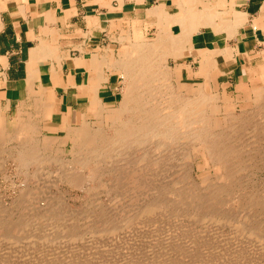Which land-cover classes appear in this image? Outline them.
I'll return each instance as SVG.
<instances>
[{"label":"rangeland","instance_id":"1","mask_svg":"<svg viewBox=\"0 0 264 264\" xmlns=\"http://www.w3.org/2000/svg\"><path fill=\"white\" fill-rule=\"evenodd\" d=\"M107 16H108V18H109V16L112 18H118V15H114V14H109ZM110 20H113V19H110ZM160 22H161L160 19H158V23H160ZM154 28H156V29H151V25H148V24L147 25H141L140 23H135L134 21L127 20V23L126 24L124 23V25H108L106 28H104L106 32L103 34V36H101V38L98 40L96 39L95 45L93 46V49H95V53L102 55V59H106L107 61H109V60L111 61L109 66L107 67V69H108L109 73L111 74L110 79H111V84H112V89H113L112 91H113L114 95L111 99L112 103L104 104V105L102 104L104 106V109H106V110L119 109L121 104L124 102L123 100L125 99L124 94L126 93V85H125L126 83H125L124 78L122 77L124 75V71L119 69L118 66H120L122 61H125L127 59V57L128 58L132 57L133 49H134L135 45L141 43L142 41L152 42L157 38L158 32L160 30L159 25H155ZM135 30L137 33L135 32ZM101 51H104V52H101ZM203 55L204 54H202V56ZM174 61L175 60L170 59V58L167 59L166 61H164V64L166 66H168L169 69L171 68L170 69L171 71L174 70V72H175V70H176V72L174 73V77L172 79V82H173L172 84H173L174 89L178 93L179 92L182 93L183 90H185V92L186 91L191 92L193 89L197 88V84L193 85L191 82L182 79L180 71H179L181 68L177 65V62L176 61L174 62ZM114 66H116V67H114ZM197 76H199V73L197 74ZM209 88L211 90L209 94H212V96L211 95L210 96L212 97L211 100H213L212 107L215 108L216 111L219 110V112H215L216 114L214 112L213 113H211L209 111L207 112L208 114L210 113V114L215 115L217 121H219V123H220L219 128L215 131H224L223 133L225 134V137H226L225 140L227 142L229 140L230 144L233 143L231 146L235 147V150H234L235 153L237 152V154H240V156L238 155L239 158H235V160L233 159L231 161L232 164L230 166V169H232V170L235 169V171L237 170L236 172H234L235 174L232 175L234 177L226 175V169H222L220 171L217 170V166H214V163L210 160V158L207 154H206V156L203 155V152L201 151L200 147L196 144V142L190 141V143H189V141H187V142L184 141L183 144L180 145L181 149L179 148V146H176L178 149L176 147H175L176 149L173 148L172 149L173 153H172V150L170 152L168 150L166 152L167 154H166V157L164 160L162 158H164L163 156L165 155V152H163L164 155L161 154L162 157L159 154L158 159L156 158V160H157L156 164H161V165H158L159 167H157V168H156L157 165L156 166H150V168H149V166L145 167L146 166L145 164H143V165L138 164L137 165L138 167L136 168V166H134V165L137 163L134 162V165H132L131 167H134V169H136V170L139 168L141 169L142 167H143V169L148 168V169H144V170L142 169L141 171L139 170L140 176L141 177L143 176L142 178L144 179V180L142 179L141 184H140V180H141L140 176H139L137 181L132 182L133 183V185H132V183H130L131 181L127 178V176H123L124 174L123 175L120 174L121 175L120 178L122 180L118 179L119 181L117 183L116 182L113 183L111 180H109L110 178H114V177H111L112 175L111 176H109V175L108 176L107 175L101 176V174H103V172L105 170V169H103V167H101L102 169L100 168L101 172L99 171V173H101V174H97V176H96L95 174L92 175V168H90V169L85 168L84 166H81L80 164H79L80 165L79 166L77 164V162L72 160V156H71V151L73 150L72 141L67 138L66 140H62V141H64V142H62L60 138L62 137V139H64L66 137V135L64 137L63 136L64 134L53 133V132H56V128H54V127H49L47 129L43 128L40 125V120H42L43 118L38 119L37 124H36V127H37L38 131H40L41 134L32 135V137H35L37 139H35L33 141H30L28 139H26L25 141H19L16 138H13L7 144L6 143H0V219H3V220L7 219L6 222L10 220L11 223H13V222L17 223L18 220H19V222H21L22 220L23 221L28 220V223L26 224V230L24 231L25 233H29L30 236L32 234L34 236H37L39 234L50 235L51 232H53L54 230L52 231V229H50L46 223L44 224L46 226V228H45V226L41 223L44 221L40 220L41 221L40 222L38 220L37 222H39V225H38V223H35V220L33 223V219H35V217H34V215H32V214H34L33 213L34 211L32 212L33 209L31 210V208H34L35 206L38 205V207H40V209L43 212H44V210H46L45 212L52 211L53 212L52 214H55V212H57V214H60V216L63 214L66 218H68V220H65L66 218L64 216H61L62 219L60 221H63V220L64 221L60 222V223L63 226L69 225L68 227H70V228L74 225L75 228H73V229L74 230L77 229L76 232H74V235L77 238H75V240H73L74 242L71 241L72 243L67 239L62 240V241H59L57 239V242H56V239H53V238L48 239L50 243L49 242L46 243V241H48V240H46V241L42 240V239L38 240V238L37 239L34 238L33 239L34 241H33L32 240V238L34 237L33 235H32L33 237L29 240L30 242H27V240H26V242L24 241V243H23L22 240L21 241L16 240V241H13L15 244L10 240L5 239V241H3L0 238V241H1L0 242V264H74L75 262H76V264H84V263L87 264L86 261H88V263L91 262L90 264H139V263L140 264H149V263L153 264L154 260H156L155 261L156 264H159V263L160 264H170L169 263L170 261L172 264L173 263L176 264V262L179 263L182 260V258H185L184 260H182V262H184L185 260H188L187 257H189L188 256L189 254L191 257V258L189 257V259H190V261H192L191 264H195V263L196 264H209V262L211 260H212L211 261L212 263L210 262L211 264H216V263L220 264V261H221V264H228V263L229 264H232V263L233 264H236V263H239V264H246V263L247 264H264V254H263L264 253L263 252L264 246L260 245V244H262L260 242V240L258 241V239L255 238L257 240L256 241L257 244H259V246H261V247H259L256 244V242L254 241L255 239L250 241L252 238L248 239L247 237H243V236L239 235L241 237L240 238L238 236L239 231L237 229V226L239 228L241 225H247L248 223L250 224V225L248 224V227H251L250 229H252V227H264V199H263L264 198V135H263L264 134V128H262L264 126L263 125L264 121L262 119V118H264V112L263 113L261 112V111H264V109H262L264 107V102L262 103V100H259L261 102H259L258 100L256 101V97H254V96H256V94L253 91L254 90L253 85L245 86V85L235 83L234 85H232L231 87L229 86L226 89H223V87L222 88L219 87L218 89H216L213 86L209 87ZM257 88L264 90V83L263 84L261 83L260 87H257ZM208 98H210L209 95H208ZM39 99H40V97H39ZM254 100H255V102H254ZM120 102H122V103H120ZM38 103L40 104V107H42L41 105H43V103H41V101H38ZM259 103H261L260 106H259ZM258 106L259 107L262 106V108L259 109ZM257 109H258V111H257ZM226 112H230V113L234 114L235 117H237V119L232 121V120H229V118H228V120H227V118H225V116H224V115H226ZM217 113H220V114H217ZM249 113H250V116L248 115ZM23 114H24V112H21L19 117H23L25 119L24 120L25 122L35 120L34 117L29 116L28 111H25V114L24 115ZM84 114L86 115V110H84ZM252 114H253V116H252ZM257 116H260V117L258 118ZM255 118H256V120H254ZM260 118L262 119V121ZM17 119L18 118H16V120H15V124H14V128H13L14 131H18L20 128V124H19L20 121ZM242 119L244 121H245V119L246 120L249 119L248 121L250 123L248 121L244 122ZM86 121L90 124L89 126L95 127V128H93L94 129L93 131H96L98 129H102L104 134H107V133L110 135L112 134V130L109 131V128L111 129V127H112L111 122L108 123L109 120L102 118L101 116L98 118L96 116L95 110L93 112H90V114L87 115ZM253 121H255V123ZM259 121L262 122V125ZM236 122L238 123L237 126L235 125ZM105 123H106V125H105ZM243 124H245V125L241 126ZM228 125L233 129H231ZM255 125H257L258 127ZM259 125L261 126L260 131H259ZM225 127H226V129H225ZM227 127H229V128H227ZM255 127H257V128H255ZM223 128L225 130H222ZM41 129H43L44 131L49 130V131H47L49 133H45ZM234 129H236V130H234ZM254 129H256V130H254ZM261 130H262V132H261ZM255 131H256V133H255ZM109 132H111V133H109ZM240 132H242V133H240ZM246 133H248V134H246ZM249 133H250V135H249ZM254 135H255V137H254ZM256 135H257V137H256ZM19 136L21 137V135H19V133L15 134V137H19ZM232 136H233V138H232ZM252 136L254 139L252 138ZM262 136H263V138H262ZM234 137H236V138H234ZM228 138H231V139H228ZM237 138H239V139H237ZM29 143H33L32 144L33 150H30L28 152L31 154H35L36 157L41 156L43 159H41V157L40 158L35 157L34 159L36 161L39 159L37 162L34 159L33 160L31 159L28 161L29 164H26L27 166L26 165L21 166L15 154L17 153V151L23 150L20 148L21 147L23 148V146H25ZM46 143H51L52 146L46 147L47 146ZM252 144H253V146L256 144V146L253 147ZM183 145H186L187 147L184 146V148H183ZM259 145H261V146L258 147ZM18 147H19V149H17ZM256 147H257V151H256ZM44 149H45V151H44ZM174 149H175V151H174ZM131 150H128L127 151L128 153L123 152V151L122 152L125 153L126 155H130V154L134 155L135 158L138 155H139L138 157H141L142 152L138 153V151H136V150H132V151ZM186 150H187V152H186ZM189 150L191 153L189 152ZM40 151H42V152H40ZM151 151L154 152L153 150H150V153H152ZM175 152H177V154ZM40 153H41V155H39ZM132 153H134V154H132ZM170 153H172L171 155H173V157L170 156ZM153 154L158 155L157 153H152L151 155H153ZM47 155H49L48 159L50 158L51 160L50 159L49 160L51 162H49V160H47ZM168 156H169V158H168ZM181 156L184 157L183 158L184 160L182 159ZM45 157H46V159H44ZM159 158H161L162 160ZM136 159L139 160L138 158H136ZM169 159H171V160H169ZM180 159H182V160H180ZM158 160H160V161H158ZM172 160H174V162ZM238 160L239 161L242 160V161H240V163L242 162L241 164H243V165H241L238 162ZM68 162H70L72 164H69ZM164 162H165V165H163ZM40 163L41 164L43 163V164L41 165ZM66 163H67V165H65ZM182 163L186 164V165H184V167H182L183 166ZM35 164H37V166ZM75 164H76V166H75ZM237 164H240V165H237ZM38 165H41V166H38ZM236 165L238 168L236 167ZM232 166H233V168H232ZM74 167H75V169L77 167V169L75 171H74ZM153 167L156 168V171L158 170L157 173H155L156 171L153 169ZM168 167H169V169H167ZM159 168H161V170H159ZM149 169H151V170H149ZM102 170H103V172H102ZM162 170H163V172H162ZM173 170L175 173H173ZM184 170H189V172L185 171L188 174L189 178H187V174L184 172ZM143 171L145 173L146 172L147 173L141 174V172H143ZM148 171H150V172L148 173ZM181 172H182V174L184 172V175H182ZM71 173L72 174L76 173L78 175L79 181L80 182L83 181V182L82 183L79 182L78 186H72L70 184V179L72 176ZM152 173H153V175H152ZM162 173H164L165 175L166 174L169 175L172 178V180L170 178L172 183L170 182V180H166L169 176H167V175L165 176ZM176 173H179V174H176ZM154 174H156V175H154ZM73 175H75V174H73ZM86 175H87V177H85ZM90 175H92V176H90ZM88 176H90L91 180H89ZM95 176H96V178H95ZM146 176H148L150 179L147 178ZM163 176L166 178H163ZM178 176H182V177L177 178ZM184 176L187 178L188 182L185 181L186 178ZM220 176L224 181H222L221 178H219ZM92 177H94V178H92ZM144 177H146L150 182L147 179H145ZM86 178H88V179H86ZM151 178H153V180H151ZM173 178L174 179L177 178L176 181ZM228 178H230V180H231V178H233V179L230 181V180H228ZM125 179L127 182L125 181ZM158 179L161 181V182L159 181L160 184H165V180L169 181V182H167L169 186L167 185V183L165 184V186L167 185L166 187L168 189L169 188L170 189L167 190L166 187H163L164 185L157 189L156 186L159 187V184H158L159 182H156V181H158ZM144 181H148L149 183L146 182L147 183L146 184V183H144ZM154 181L156 184L153 183ZM162 181H164V182L162 183ZM174 181H175V183H177V186L176 185L173 186L175 184ZM134 182H136V184ZM183 183H185L186 185ZM187 183L191 187H193V186L196 187L195 185H197V188L199 191H196V192L200 193V194L202 192H203L202 194L208 193V192L212 191L214 188H217V187L221 188L222 186H224L223 188L226 189V190L224 189L226 192L223 191L225 195L227 192L229 193L231 191L230 195L227 193L229 195L228 197H226V196H223L225 198L221 197L223 200L221 198L216 199V200L213 199V200H214V202L215 201L217 202V201H220V199H221L222 204H224V205L221 204L219 207V210L220 211L222 210L221 211L222 214H226L227 216H230L231 222H233V221H235V222H233V223L224 222V224H223V222H216L215 221L213 223L212 221H207L208 222L207 223L206 221H204V222H202V224H201V222L196 223L195 220L193 218H191L189 214H184L182 211L179 212V210H177V209H174V213H173L172 208H171V209H168L165 211L162 210L161 211L162 213L160 211L157 212L160 214L156 215V217L154 216L153 223L147 222V224L145 225V224H143V223H145V221L143 219H146V221H148L147 220L148 218L141 217L142 219L140 218L139 221L135 222L136 224L138 223V225L137 226L133 225L134 230L131 229V228H133V226H130L131 223H133V224H135V223L129 222V221L134 216H137V213H138L137 211L139 209L141 210V208L144 205H146V200L148 198L149 199H148L147 203L149 202V200L151 198V197H149L150 195H153L155 198L159 197L160 199H158V198H156V199L161 201V202H164L165 200L163 201V199L165 197H167L168 195H170L171 191H173V193L174 192L179 193L178 191L180 190L179 189L180 186H181L180 192L182 190H184V189H182L184 186H185L184 188H186L187 186L189 187V185ZM144 184H146V185L149 184L150 185L149 188L152 187V184H154L155 187L150 188V189L155 188L157 190L154 189L155 191H153V193L152 192L147 193L148 191H151V190L146 186V188L144 187L145 190L147 191L149 189L146 192L144 190V188L142 187ZM128 185L129 186L132 185V186L129 188ZM135 185H136V188L134 187L135 190L133 189L134 191H132L131 189ZM138 185L139 186L141 185V186L139 187ZM137 187H139V188H137ZM171 187L175 188V189H177V187H178V189H177V191H175L174 189H171ZM140 188H143V189H140ZM161 188H163V191H160ZM201 188L203 189L202 192L200 191V190H202ZM229 188H230V190H229ZM136 190H138L137 191L138 193L136 192ZM158 190L160 192H157ZM195 190H197V189H195ZM130 191H132V194ZM140 191L143 194L147 195L148 197L142 196L143 194L140 195V193H141ZM167 191H169V193ZM126 192H127V194H125ZM128 193H130L131 196ZM155 193L157 196L155 195ZM161 193H165L167 196L165 194L163 195ZM133 194H135L136 198L137 197H138V199L141 198L140 200H143L145 198V201L144 200L139 201L138 199L136 200V198H135V196H133ZM120 196H121V198H120ZM132 196L135 198L134 202L132 200L133 199ZM140 196H142V197H140ZM160 196H163V197H160ZM258 196H259V198H258ZM239 197H240V199H238ZM161 198H163V199H161ZM241 198L243 201L241 200ZM254 198H257V199H255L257 202H255ZM152 199H153V201H151ZM152 199L150 200V202L155 201L154 198H152ZM167 199H170V198H167ZM251 199H253L254 202ZM129 200L130 201L132 200L131 202L135 203L136 207L132 206L133 203L130 204L131 202H129ZM135 201L137 203H139V205ZM166 201H168V200H166ZM249 201L252 202L254 205H255V203H257L255 205L256 210H254L252 208L254 206H253V204L251 206L250 205L251 203H249ZM140 202L143 204H140ZM144 202H145V204H144ZM258 202H260V203L262 202L261 204H263V205H261L260 203L258 204ZM50 205H53L52 207H55L54 209H56V210H54ZM141 205H143V206H141ZM259 205H260V207H259ZM57 206H59V207H57ZM261 206H262V208H261ZM48 207L52 208V210H47ZM248 207L250 208V210L251 209L254 210V213L252 211L250 212ZM43 208H45V209H43ZM136 208H138V209L136 210ZM57 209H58L59 213H58ZM100 210L102 212L104 211V213H102V212L99 213ZM60 211H62V214ZM63 211H64V213H63ZM163 211L165 212V214H166V212H169V213L171 212V213H170V215H164V218H163V216H161L162 214H164ZM255 211H257L258 215L255 214L256 213ZM258 211H260V212L258 213ZM66 212H68V213H66ZM69 212L71 214H69ZM130 212H131V214L133 212V214H132V218L130 217V220H128L129 219L128 216H131ZM178 212L179 213L182 212L180 214L182 216H180L179 214L174 215L175 213H178ZM134 213H135V215H134ZM169 213H167V214H169ZM66 214H69V215H66ZM171 214H173V215H171ZM69 216H71V217H69ZM159 216L162 217L161 220H159L160 219ZM170 216H172V217H170ZM188 216H189V218H188ZM186 217H187V219H186ZM248 217L252 218V220L248 219L251 221L247 222L245 219ZM99 218L101 219V222H102L100 225L98 224V222L100 221ZM176 218L177 219L179 218L178 223L173 222V219H175L174 221L177 220ZM69 219L70 220L72 219V221H69ZM115 219H116V221H115ZM167 219L170 221H167ZM254 219H256V220H254ZM89 220H92V221H89ZM97 220H99V221H97ZM111 220H112V222H111ZM142 220H143V223H142ZM192 220H193V222H191ZM23 221H22V223H26ZM109 221L111 222L110 225H109ZM182 221H183V223H182ZM241 221H242V223L244 222V224H242ZM259 221L263 222L262 223L263 226L261 225V223ZM68 222H71L72 224L71 223L66 224ZM106 222L108 223L109 226L107 224H105ZM113 222L115 223L114 226H117V227L119 226L120 230L118 229V231H120V232L115 231L116 234H114V236L112 234L114 232H110V233L108 232V233H105V236H103L104 234L101 231L102 229L99 230L98 227L102 228V227L108 226V228H109L111 225L113 226ZM116 222L117 223L121 222L123 224L122 225H121V223L117 224ZM169 222L175 223L176 226H174L175 224H172ZM256 222L258 224L260 223L259 226L258 225L254 226L257 224ZM125 223H126V225L127 224L128 225L125 226ZM230 223H231V225H230ZM95 224H98L99 226L97 227V225H95ZM102 224H103V226H102ZM152 224H154L155 226ZM179 224H182V226ZM196 224H198V225H196ZM85 225H87L86 228L84 227ZM92 225H95L96 227L92 226ZM38 226H39V228H38ZM67 226L66 227L64 226V227L68 228ZM88 226H91V227H88ZM128 226L131 227L130 229L132 232L130 231ZM138 226H140V227H138ZM146 226H149L150 228H155L157 226V227H159V229H157V227H156V231H155V229H153V231L151 232L152 229H150L149 227H146ZM161 226H163V227L160 228ZM171 226H172V229L170 228ZM232 226H234V227H232ZM93 227L96 228L94 231L92 230ZM122 227H124V228L127 227V228L124 229ZM144 227H146V228H144ZM235 227L237 229L236 234H235V232H233ZM89 228H92V229H90V230H92V232L89 230ZM84 229L87 230V233L85 232L86 230H84ZM127 229L130 232L127 231ZM96 230H97V232H96ZM98 230L100 231V233H98ZM89 231H90V234H89ZM93 232H94V235L91 234ZM96 233L100 234L101 237H100V235L98 236ZM152 233H154L153 234L154 237H152ZM108 234H111L112 236L109 235L110 236L109 237ZM89 235H91V236H89ZM94 236H96L97 239ZM235 237L236 238L238 237L239 239L238 238L236 239ZM186 238H188V240H186ZM60 239H62V238H60ZM245 239H247L249 241H247ZM31 240H32L33 244H36V245L31 244L32 243ZM189 240H191L192 243H190ZM43 241H45V244L42 243ZM10 242H12V243L10 244ZM17 242H19V243H17ZM21 242L23 245L21 244ZM51 242H54V243H52L53 245L51 244ZM65 242H67V243L65 244ZM68 242H70V243L68 244ZM201 242H202V244H201ZM27 244L29 246H27ZM46 244H48L49 246H47ZM201 245L204 246L203 248H205V249H201L202 248ZM120 246H122V247H120ZM115 247L117 248V250ZM188 247L190 249H192V252H190L191 250ZM215 247L216 248L219 247V248H217V250L215 249L216 251L214 252ZM118 248L124 249V250L127 249L128 252L125 251V253H127L130 256L126 255L124 252L122 253V251H124V250L121 251ZM196 248H197V250H196ZM222 248L227 250V254H226V251H224V249H222ZM156 249H158L157 250L158 255H157ZM167 249H168V251L170 249V252L171 251L172 252L171 253L170 252L168 253V251L166 252L165 250H167ZM175 249L179 250V251L177 250L178 253L180 252L179 255L177 254V252L175 253ZM206 249L209 251L206 252L207 251ZM220 249H222L224 251L223 254H226V255L230 254V255H228V257L231 256V258H228L226 255H223L222 250H220ZM260 249H262L263 251L262 250L259 251ZM160 250L161 251L163 250L164 252H160ZM218 250H220V253H218L219 252ZM228 250H229V252H228ZM113 251H115V252H113ZM117 251H119L118 254L120 253V251L122 254H119V255L116 254ZM153 251L155 252V254H153L154 253ZM193 251L194 252L196 251L195 256H193L195 254ZM198 251H199V253H198ZM112 252H113V254H112ZM151 252H153V253H151ZM159 253H164V254L159 255ZM167 253L171 254L170 258H168L169 256ZM183 253H185L184 257L182 256V258H180L181 255H183ZM204 253L207 256L209 255L207 253H210V255H209L210 257H207L208 258L207 259ZM216 253L220 257L216 258L217 255H215V256L213 255ZM239 253L241 255L242 254L244 255L246 253L247 255L246 256L242 255L243 258H241V255L238 256ZM165 254H167V255L165 256ZM173 254L175 257L173 256ZM191 254H193V255L191 256ZM232 254H235V255H233L234 257L237 256L236 259L232 258L233 257ZM152 255L154 256V258ZM155 255H157L159 258L156 257ZM199 255L200 256L203 255V257L202 256L200 257ZM221 255H223V257ZM150 256H152V259ZM248 256H250V258ZM128 257H130V258H128ZM137 257H140V258H137ZM155 257L157 259H155ZM163 257L166 259H163ZM199 257L204 258L205 260L199 259ZM212 257H214V258H212ZM221 257H222V260L219 261L218 259H220ZM238 257H240L241 259H244V260L238 261V260H240V258L238 259ZM148 259H149V263H147ZM162 259H163L164 263L160 262V261H162ZM179 259H181V260H179ZM206 259L207 260L210 259V260L207 261ZM213 259L215 262L213 261ZM226 259L229 261H227ZM249 259H251L252 261H250ZM71 260H73V262ZM104 260H106V261H104ZM166 260L167 261L170 260V261L165 262ZM190 261H185V263H183V264H186L187 262H190ZM230 261H231V263H230ZM157 262H159V263H157ZM193 262H195V263H193Z\"/></svg>","mask_w":264,"mask_h":264},{"label":"bare ground","instance_id":"2","mask_svg":"<svg viewBox=\"0 0 264 264\" xmlns=\"http://www.w3.org/2000/svg\"><path fill=\"white\" fill-rule=\"evenodd\" d=\"M155 12H156V14H157V17L160 19V23H159V28H160V30H159V32H158V35H157V38L154 40V41H152V42H147V41H142L141 43H139V44H137V45H135L134 46V49H133V55H132V57H127V59L125 60V61H122V63H121V65L120 66H118L119 67V69H121V70H123L124 71V75L122 76L123 78H124V80H125V85H126V95L124 94V97H125V99L123 100L124 102L122 103V102H120V103H122L121 104V106H120V108L119 109H114V110H106V109H104V106L102 105V103H101V101L99 100V98H98V94H97V89H95L94 90V92L91 94V96H90V106H89V111L90 112H93L94 110L96 111V116L99 118L100 116L102 117V118H105V119H107V120H109L108 121V123H110L111 122V129L109 128V131L110 130H112V134L110 135V134H104V132H103V130L102 129H98V130H96V131H93L94 129L93 128H95V127H92V126H89L90 124L86 121V119L83 117V115L81 116L80 115V118H79V127L77 126V127H73V128H68V127H66V126H63L62 127V129L61 130H64L66 133L63 135L64 137H65V135H66V137L64 138V139H62V137L60 138L61 139V141L62 140H66L67 138L69 139V140H71L72 141V143H73V150L71 151V156H72V160H74L75 162H77V164L79 165H81V166H84L85 168H92V175H96L97 176V174H101V173H99V171L102 169L101 167H103V169H105L104 170V172H103V170H102V172H103V174H101V176L103 175H109V176H111V177H114V178H110L109 180H111L113 183L114 182H118L119 180H122L121 178H120V174H124L123 176H127V178L131 181L130 183H132L133 181H137L138 180V178H139V176H140V171L143 169V167L140 169H134V167H131L132 165H134V162H136L137 164H135L134 166H136V168L138 167L137 165L139 164V165H143V164H145L146 166L145 167H147V166H149V168H150V166H156V168L157 167H159L158 165H161V164H156V162H157V160H156V158L158 159V157H159V154H160V156H161V154H163L164 155V153L163 152H165V155L163 156L164 158H162L163 160L165 159V157H166V152L169 150V152L173 149V148H175L176 146H179V148L181 147L180 145H182L183 144V142L184 141H189V143H190V141L192 142V141H194V142H196V144L200 147V149H201V151L203 152V155L204 156H206V154L209 156V158H210V160L214 163V166H217V170H222V169H226V175H228V176H232L233 174H235L234 172H236L235 171V169L234 170H232V169H230V166H231V161L234 159L235 160V158H239V156H240V154H237V152L235 153V147H233V146H231L232 144H230L229 143V140L228 139H231V138H228L227 140H228V142L225 140L226 139V137H225V134L223 133L224 131H215V130H217L218 128H219V125H220V123H219V121H217V119H216V116L215 115H213V114H208L207 112L209 111V112H211V113H215V112H219V110H217L216 111V109L215 108H213L212 107V102H213V100H211V96H212V94H209L210 93V88L209 87H211V85H210V79H209V73H210V70L212 69V68H214L215 67V62L214 61H211V60H213L212 58L215 56V55H217V54H219V53H224V52H226L228 55H231V53L233 52L232 50H230V48L229 49H227L226 51H224V52H218L217 50H215L214 52H209V54H210V56H209V54H207V55H203L202 56V60H201V68H200V70H199V76L201 77H203V79H205V82L204 83H198L197 84V88H195V89H193L191 92H189V91H186L185 92V90H183V92L182 93H178L175 89H174V87H173V82H172V79H173V77H174V73L176 72V70H175V72H174V70L173 71H171L169 68H168V66H166L165 64H164V61H166L167 59H173V60H175L176 62H178V61H181L182 59H183V57H184V54H186V53H188L189 52V49H190V47L188 48V45L190 44V41H191V37L194 35V34H196L197 32H199V28L200 27H205V28H211V30L213 29L214 31H216V33L218 32V27L219 26H221V25H200V23L199 22H201V24H206V23H208V22H205L204 23V19L202 18V20H201V18H197V19H193L192 18V16H189V17H191L190 19L189 18H186V17H188V16H186V15H183V14H180L179 16H170V17H168L166 14H164L163 15V17L161 16V14L163 13V12H161L160 13V11L158 12V11H156L155 10ZM154 12V13H155ZM185 16V17H184ZM214 16H215V13H214V10H212V12H210V13H208L205 17H206V21H210V19H212V18H214ZM198 17H199V15H198ZM186 19H188V21H186ZM198 22V23H194V22ZM169 22H176V23H179V24H181V25H179V26H181L182 28H180V34H178V35H176V34H173V33H171V30L169 29L170 27H171V25H167V23H169ZM185 22V23H184ZM183 23L184 24H186V25H183ZM176 26V25H175ZM178 26V25H177ZM219 28H222V27H219ZM235 28V27H234ZM234 28H233V30H234ZM223 29V28H222ZM232 28H231V26H230V30H231ZM221 30V29H220ZM219 30V31H220ZM224 30V29H223ZM226 30H227V27H226ZM225 30V31H226ZM228 30H229V28H228ZM135 32H136V30H135ZM228 32V31H227ZM231 33H232V31H230ZM137 33V32H136ZM215 33V32H214ZM228 34H230L229 32H228ZM227 35V34H226ZM226 46V45H225ZM213 49V48H212ZM221 50V49H220ZM91 57H93V56H91ZM91 60V59H90ZM83 61L84 60H80L79 61V63L80 62H82L83 63ZM91 63V62H90ZM106 64V62L104 61V59H102V60H99L96 56H94L93 57V59H92V67H94L96 70H98V69H100L101 68V66H103V65H105ZM113 66V65H112ZM179 66V65H178ZM114 67H116V66H114ZM117 67V68H118ZM255 71H252L251 70V72H250V74H253ZM256 73H258L259 75H260V80L259 79H257L256 81L254 80V83H253V88H254V93L256 94V96H254V97H256V101L258 100H262V103L264 102V90L263 89H259V88H257V87H260V84L262 83H264V65L263 66H260L259 67V71L258 72H256ZM98 75H99V79L101 80V74H100V71L98 72ZM201 77V78H202ZM263 88V87H262ZM182 89V88H181ZM92 90V89H91ZM208 95H209V97L210 98H208ZM211 95V96H210ZM123 99V98H122ZM254 102H255V100H254ZM259 102H261V101H259ZM257 103V102H256ZM214 104V103H213ZM258 104V103H257ZM256 104V105H257ZM260 104L261 103H259V106H260ZM120 105V104H119ZM258 106V108L259 109H261L262 108V106L261 107H259ZM256 107V106H255ZM217 108V107H216ZM262 109H264V107L262 108ZM255 110V109H254ZM257 111H258V109H257ZM254 112V111H253ZM252 112V113H253ZM256 112V111H255ZM262 113L264 112V111H261ZM259 113V112H258ZM21 114V113H20ZM19 114V115H20ZM50 114V111L49 110H46V111H40V112H37L35 115H29L30 117H34V121H29V122H25L24 120V118L23 117H17L18 119L17 120H19L20 122H19V124H20V128H19V130L18 131H14L13 130V132L11 133V135H8V136H0V143H9V141H11L13 138H16L17 140H19V141H25L26 139H28V140H30V141H33V140H35V139H37V138H35V137H32V135H37V134H41L40 133V131H38V129H37V127H36V124H37V120L38 119H42V118H45V117H47L48 115ZM216 114V113H215ZM217 114H220V113H217ZM255 114V113H254ZM249 116H250V113L248 114ZM247 115V116H248ZM257 115V114H256ZM260 115V114H259ZM262 115V114H261ZM215 116V117H214ZM225 116V118H227V120H228V118H229V120H235V119H237V117H235V115L234 114H232V113H230V112H226V115H224ZM252 116H253V114H252ZM263 116V115H262ZM241 117V116H240ZM258 118L260 117V116H257ZM256 117V118H257ZM213 118V119H212ZM244 118V117H243ZM254 118V117H253ZM256 118L254 119V120H256ZM23 119V120H22ZM247 119V118H246ZM245 119V121L244 122H246V121H248V120H246ZM261 119V118H260ZM263 119V121H264V118H262ZM262 119H261V121H262ZM222 120V119H221ZM241 120V119H240ZM239 120V121H240ZM258 120V119H257ZM22 121V122H21ZM24 121V122H23ZM42 120H40V122H41ZM104 121V120H103ZM251 121V120H250ZM249 122V121H248ZM254 123H255V121H253ZM260 122V121H259ZM226 123V122H225ZM229 123V122H228ZM242 123V122H241ZM250 123V122H249ZM248 123V124H249ZM258 123V122H257ZM261 123V125H262V122H260ZM227 124V123H226ZM246 124V123H245ZM245 124H243V125H241V126H244ZM247 124V125H248ZM105 125H106V123H105ZM234 125V124H233ZM236 126L238 125V123L236 122V124H235ZM246 125V126H247ZM263 125H264V123H263ZM227 126V125H226ZM229 126V125H228ZM232 126V125H231ZM249 126V125H248ZM247 126V127H248ZM252 126V125H251ZM255 126H257V125H255ZM230 127V126H229ZM229 127H227V128H229ZM258 127V126H257ZM257 127H255V128H257ZM260 125H259V131H260ZM221 128V127H220ZM231 128V127H230ZM249 128V127H248ZM262 128H264V126L262 127ZM225 129H226V127H225ZM224 128L222 129V130H225ZM231 129H233V128H231ZM241 129V128H240ZM105 130V129H104ZM234 130H236V129H234ZM254 130H256V129H254ZM106 131V130H105ZM238 131V130H237ZM242 131V130H241ZM250 131V130H249ZM248 131V132H249ZM19 133V135H21V137L19 136V137H15V134H18ZM233 132V131H232ZM246 132V131H245ZM261 132H262V130H261ZM109 133H111V132H109ZM227 133V132H226ZM234 133V132H233ZM238 133V132H237ZM240 133H242V132H240ZM255 133H256V131H255ZM229 134V133H228ZM235 134V133H234ZM246 134H248V133H246ZM258 134V133H257ZM29 135V136H28ZM249 135H250V133H249ZM264 135V134H263ZM231 137V136H230ZM249 137V136H248ZM254 137H255V135H254ZM256 137H257V135H256ZM259 137V136H258ZM232 138H233V136H232ZM234 138H236V137H234ZM252 138H253V136H252ZM262 138H263V136H262ZM237 139H239V138H237ZM254 139V138H253ZM234 141V140H233ZM232 141V142H233ZM254 141V140H253ZM252 141V142H253ZM46 142V141H45ZM62 142H64V141H62ZM231 142V141H230ZM235 142V141H234ZM237 142V141H236ZM257 142V141H256ZM33 143H29V144H27V145H25V146H23V148L21 147L20 149H23V150H21V151H17V153L15 154L16 155V157H17V159H18V161H19V163H20V165L21 166H25L26 164H29L28 163V161L29 160H33L35 157H36V155L35 154H31V153H29L28 151H30V150H33V145H32ZM195 144V143H194ZM46 147H49V146H52V144L51 143H46ZM36 146V145H35ZM184 146H186V145H183V148H184ZM192 146V145H191ZM252 146H253V144H252ZM254 146H256V144L254 145ZM253 146V147H254ZM261 145H259L258 147H260ZM187 147V146H186ZM197 147V146H196ZM263 147V146H262ZM2 148V147H1ZM37 148V147H36ZM39 148V147H38ZM177 148V147H176ZM175 148V149H176ZM17 149H19V147L17 148ZM136 150V151H138V153L139 152H142V154H141V157H136V158H138L139 160H137L136 158H135V156L134 155H126L125 153H123V152H127L128 150ZM175 149H174V151H175ZM178 149V148H177ZM181 149V148H180ZM188 149V148H187ZM190 149V148H189ZM199 149V150H200ZM237 149V148H236ZM254 149V148H253ZM36 150V149H35ZM34 150V151H35ZM131 150V151H132ZM150 150H153L154 152H152V153H157L158 155H151L152 153H150ZM198 150V151H199ZM259 150V149H258ZM44 151H45V149H44ZM123 151V152H122ZM182 151V150H181ZM237 151V150H236ZM256 151H257V147H256ZM40 152H42V151H40ZM134 152V151H133ZM168 152V153H169ZM186 152H187V150H186ZM189 152H190V150H189ZM195 152V151H194ZM128 153V152H127ZM172 153H173V150H172ZM172 153H170V156L171 157H173V155H171ZM176 154H177V152H175ZM191 153V152H190ZM132 154H134V153H132ZM136 154V153H135ZM175 154V155H176ZM182 154V153H181ZM180 154V155H181ZM184 154V153H183ZM39 155H41V153L39 154ZM239 155V156H238ZM48 156L49 155H47V160H49L48 159ZM179 156V155H178ZM183 156V155H182ZM181 156V157H182ZM38 157V156H37ZM36 157V158H37ZM41 157V156H40ZM40 157H38V158H40ZM162 157V156H161ZM168 158H169V156H168ZM167 158V159H168ZM176 158V157H175ZM184 157H182V159H183ZM41 159H43L42 157H41ZM44 159H46V157L44 158ZM159 159H161V158H159ZM161 159V160H162ZM166 159V160H167ZM178 159V158H177ZM182 159H180V160H182ZM35 160V159H34ZM39 160V159H38ZM37 160V161H38ZM51 160V159H50ZM49 160V162H51ZM156 160V161H155ZM165 160V161H166ZM169 160H171V159H169ZM176 160V159H175ZM184 160V159H183ZM36 161V160H35ZM36 161V162H37ZM158 161H160V160H158ZM168 161V160H167ZM173 162H174V160H172ZM240 161H242V160H240ZM240 161L238 160V162L240 163ZM72 162V161H71ZM74 162V163H75ZM169 162V161H168ZM167 162V163H168ZM189 162V161H188ZM187 162V163H188ZM237 162V161H236ZM69 164H72V163H70V162H68ZM160 163V162H159ZM170 163V162H169ZM242 163V162H241ZM240 163V164H241ZM41 164V163H40ZM43 164V163H42ZM41 164V165H42ZM148 164V165H147ZM178 164V163H177ZM183 164V163H182ZM236 164V163H235ZM240 164H237V165H240ZM32 165V164H31ZM34 165V164H33ZM36 166H37V164H35ZM41 165H38V166H41ZM65 165H67V163L65 164ZM79 165V166H80ZM163 165H165V162H164V164ZM168 165V164H167ZM170 165V164H169ZM181 165V164H180ZM184 165H186V164H183V166L182 167H184ZM237 165H236V167H237ZM241 165H243V164H241ZM27 166V165H26ZM75 166H76V164H75ZM189 166V165H188ZM191 166V165H190ZM105 167V168H104ZM162 167V166H161ZM84 168V169H85ZM101 168V169H100ZM156 168H154L153 167V169L156 171ZM179 168V167H178ZM232 168H233V166H232ZM238 168V167H237ZM236 168V169H237ZM76 169H77V167H76ZM75 169V167H74V171L76 170ZM88 169V170H89ZM144 169H148V168H144ZM143 169V170H144ZM152 169V168H151ZM151 169H149V170H151ZM165 169V168H164ZM167 169H169V167L167 168ZM166 169V170H167ZM186 169V168H185ZM140 170V171H139ZM159 170H161V168H159ZM72 171V170H71ZM86 171V170H85ZM158 171V170H157ZM157 171L155 172V173H157ZM182 171V170H181ZM185 171H188L189 172V170H184V172ZM73 172V171H72ZM82 172V171H81ZM88 172V171H87ZM101 172V171H100ZM150 171H148V173H149ZM162 172H163V170H162ZM168 172V171H167ZM184 172H183V174H182V172H181V174L182 175H184ZM217 172V171H216ZM143 173H145L144 171L143 172H141V174H143ZM147 173V172H146ZM145 173V174H146ZM161 173V172H160ZM173 173H175L174 172V170H173ZM172 173V174H173ZM186 173V172H185ZM218 173V172H217ZM72 174V173H71ZM73 174H75V175H73ZM72 174V176H71V179H70V184L72 185V186H78L79 184V179H78V175L76 174V173H73ZM91 174V173H90ZM162 174H164V173H162ZM161 174V175H162ZM171 174V175H172ZM176 174H179V173H176ZM187 174V173H186ZM190 174V173H189ZM225 174V173H224ZM88 175V174H87ZM87 175L85 176V177H87ZM92 175H90V176H92ZM152 175H153V173H152ZM154 175H156V174H154ZM165 175V174H164ZM167 175V174H166ZM165 175V176H166ZM90 176H88V178H89V180H91L90 179ZM96 176H95V178H96ZM99 176V175H98ZM150 176V175H149ZM158 176V175H157ZM156 176V177H157ZM167 176H169V175H167ZM236 176V175H235ZM70 177V176H69ZM100 177V176H99ZM143 177V176H142ZM141 176H140V184H141V182H142V178ZM147 178H149L148 176H146ZM146 177H144L145 179H147ZM159 177V176H158ZM179 177H182V176H178L177 178H179ZM185 177V176H184ZM232 177H234V176H232ZM88 178H86V179H88ZM92 178H94V177H92ZM109 178V177H108ZM123 178V177H122ZM163 178H166V177H164L163 176ZM169 178V179H168ZM166 180H170V176L168 177ZM176 178V179H177ZM186 178V177H185ZM187 178H189L188 177V174H187ZM187 178L185 179V181H187ZM219 178H221V176L219 177ZM224 178V177H223ZM227 178V177H226ZM81 179V178H80ZM119 179V180H118ZM127 179V180H128ZM150 179V178H149ZM155 179V178H154ZM157 179V178H156ZM174 179V178H173ZM176 179H174L175 181H176ZM233 178H231V180H232ZM82 180V179H81ZM93 180V179H92ZM144 180V179H143ZM148 180V179H147ZM151 180H153V178H151ZM164 180V179H163ZM165 180V184L167 183V182H169V181H166ZM171 180H172V178H171ZM170 180V182L172 183V181ZM184 180V179H183ZM221 180L222 181H224L222 178H221ZM228 180H230V178H228ZM230 180V181H231ZM125 181H126V179H125ZM124 181V182H125ZM149 181V180H148ZM148 181H144V183H149ZM156 181V180H155ZM155 181L153 182V183H155ZM160 180L158 179V181H156V182H159ZM175 181H174V183H175ZM83 182V181H82ZM82 182H80V183H82ZM127 182V181H126ZM161 182V181H160ZM160 182L158 183L159 184V187H157L156 186V188L158 189V188H160V187H162L163 185V187H166L167 185H168V183H167V185L165 186V184H160ZM164 181H162V183H163ZM181 182V181H180ZM183 182V181H182ZM188 182V181H187ZM135 184H136V182H134ZM138 183V182H137ZM146 183V184H147ZM121 184V183H120ZM123 184V183H122ZM146 184H144L142 187L144 188H146V186L149 188V184L148 185H146ZM156 184V183H155ZM183 184H185V183H183ZM188 184V183H187ZM191 184V183H190ZM116 185V184H115ZM132 185H133V183H132ZM131 185V186H132ZM161 185V186H160ZM173 185V184H172ZM171 185V186H172ZM177 186V183H175L173 186ZM186 185V184H185ZM189 185V184H188ZM129 186V185H128ZM131 186H129V188L131 187ZM139 186V185H138ZM141 186V185H140ZM139 186V187H140ZM169 186V185H168ZM172 186V187H173ZM180 186V185H179ZM196 187H191L190 185H189V187L187 186L186 188H182V189H184V190H182L181 192H180V190H181V186L179 187V193H173V191H171L170 193V195H166L165 193H161V194H165L167 197H165L164 199L163 198H161V199H163V201L164 202H161V201H159V200H157L156 198H158V199H160L159 197H154L153 195H150L149 197H151L150 198V200L152 199V198H154V202H150V200H149V202L147 203V201H148V199L146 200V205H141V206H143L142 208H141V210L139 211H137L138 213H137V216H134L135 215V213H134V217L132 218V214H133V212H132V214H131V212H130V214H131V216H128V220H130V217L132 218L129 222H137V221H139L140 220V218L141 217H146V218H148L147 220L148 221H146V219H143L144 221H145V223H143V220H142V223L143 224H147V222H152L153 223V221H154V216L156 217V215H158V214H160V213H157V212H161L162 210H168V209H171L172 208V211H173V213H174V209H177V210H179V212L180 211H182L184 214H189L190 215V217L191 218H193L194 220H195V222L197 223V222H201V224H202V222H204V221H212L213 223L216 221V222H223V224H224V222H227V223H229V222H231V217L230 216H227L226 214H222V210L220 211L219 210V207H220V205L222 204V201H221V197H223V196H226V197H228L229 195H230V192L227 194L226 193V195L224 194V192H226L225 190V188H223L224 186H222L221 188L220 187H217V188H214L212 191H210V192H208V193H204V194H202L203 192V189L202 190H200L202 193L200 194V193H197L196 191H199L198 190V188H197V185H195ZM136 188V185L135 186H133V188L131 189L132 191H134L135 190V188ZM139 187H137V188H139ZM153 187H155L154 186V184H152V187H150V188H153ZM171 187V189H174L175 191H177V189H178V187H177V189H175V188H172ZM143 188H140V189H143ZM145 188H144V190H145ZM149 188V189H150ZM167 188V187H166ZM134 189V190H133ZM139 189V190H140ZM148 189V190H149ZM155 189V188H154ZM150 189L151 191H146L147 193H149V192H152L153 193V191H155V190H157V189ZM170 189V188H169ZM168 188H167V190H169ZM195 189H197V190H195ZM225 189V190H224ZM166 190V189H165ZM229 190H230V188H229ZM132 191H130L131 192V194H132ZM138 190H136V192H137ZM142 191V190H141ZM140 191V192H141ZM160 191H163V188H161L160 189ZM159 190L157 191V192H160ZM224 191V192H223ZM144 192V191H143ZM168 193H169V191H167ZM223 192V193H222ZM135 193V192H134ZM138 193V192H137ZM146 193V194H147ZM173 193V194H172ZM125 194H127V192L125 193ZM129 195H130V193H128ZM143 193L141 192L140 193V195H142ZM158 194V193H157ZM128 195V196H129ZM155 195H156V193H155ZM131 196V195H130ZM133 196H135V194H133ZM132 196V197H133ZM142 196H144V197H146L147 195H145V194H143ZM142 196H140V197H142ZM153 196V197H152ZM157 196V195H156ZM131 197V198H132ZM139 197V198H140ZM148 197V196H147ZM160 197H163V196H160ZM120 198H121V196H120ZM135 198H136V196H135ZM134 197H133V202H134V199H135ZM167 198H170V199H167ZM219 198H221L220 199V201H215L214 202V200H216V199H219ZM223 198H225V197H223ZM258 198H259V196H258ZM130 199V198H129ZM138 199V197L136 198V200ZM141 199V198H140ZM140 199H138L139 201H145V198L143 199V200H140ZM214 199V200H213ZM238 199H240V197L238 198ZM255 199H257V198H254V200ZM264 199V198H263ZM131 200V201H132ZM166 200H168V201H166ZM223 200V199H222ZM241 200H242V198H241ZM252 201H253V199H251ZM130 200H129V202H131ZM151 201H153V199L151 200ZM238 201V200H237ZM236 201V202H237ZM243 201V200H242ZM260 201V200H259ZM133 202H131L130 204H132ZM136 202V201H135ZM225 202V201H224ZM254 202V201H253ZM255 202H257L256 200H255ZM36 203V202H35ZM137 203V202H136ZM239 203V202H238ZM242 203V202H241ZM246 203V202H245ZM249 203H251L250 205L252 206V202H250L249 201ZM248 203V204H249ZM260 202H258V204H259ZM262 203V202H261ZM260 203V204H261ZM138 205H139V203H137ZM140 204H143V203H141L140 202ZM144 204H145V202H144ZM257 203H255V205H256ZM222 205H224V204H222ZM247 205V204H246ZM249 205V206H250ZM255 205L253 204V206L254 207H252L254 210H256L255 208ZM261 205H263V204H261ZM33 206V205H32ZM51 207L53 206V205H50ZM49 206V207H50ZM132 206H135L136 207V204L135 203H133V205ZM248 206V205H247ZM48 207V209L47 210H52V208L54 209L55 207H52V208H49ZM57 207H59V206H57ZM56 207V208H57ZM139 207V206H138ZM258 207V206H257ZM259 207H260V205H259ZM133 208V207H132ZM140 208V207H139ZM246 208V207H245ZM261 208H262V206H261ZM260 208V209H261ZM33 209V210H32ZM43 209H45V208H43ZM60 209V208H59ZM138 208H136V210H137ZM221 209V208H220ZM248 209H249V211L251 212H253L254 213V210H250V208L248 207ZM259 209V210H260ZM31 210H32V212L34 213V214H32V215H34V217H35V219H33V223H34V220H35V223H38V225H39V222H37L38 220L40 221V220H42V221H44V222H41L43 225L46 223L47 224V226H49V228L50 229H52V231L53 232H51V234L50 235H44V234H39V235H37V236H34L33 234V236L31 235L30 236V234L29 233H25L24 231L26 230V224L28 223V220L27 221H23V222H26V223H22V221L21 222H19V220H18V222L17 223H15V222H13V223H11L10 222V220L9 221H7L6 222V220H3V219H0V238H1V240H3V241H5V239L6 240H10V241H16V240H22V242L24 243V241L26 242V240H27V242H30L29 240L32 238V240L34 239V238H38V240H40V239H42V240H48V239H56V242H57V239L59 240V241H62V240H65V239H67V240H69L70 242L72 241V242H74L73 240H75V238H77L75 235H74V232H76V230L77 229H73V228H75L74 227V225L70 228V227H68L67 225H64L65 227L67 226L68 228H65L60 222H63V221H60L61 219H62V217L61 216H64L63 214H62V211H60L61 212V216H60V214H57V212H55V214H52L53 212L52 211H47V212H45L46 210H44V212L40 209V207H38V205L37 206H35L34 208H31ZM54 210H56V209H54ZM133 210V209H132ZM263 210V209H262ZM57 211H58V209H57ZM134 211V210H133ZM163 211V213L164 214H162L161 216H163V218H164V215H170V213L169 212H166V214H165V212ZM176 211V210H175ZM247 211V210H246ZM261 211V210H260ZM260 211H258V213L260 212ZM31 212V213H32ZM51 212V213H50ZM99 212V211H98ZM102 211L100 210V212L99 213H101ZM177 212V211H176ZM175 213L174 215H176V214H181V213ZM256 213L255 214H257V211H255ZM30 213V214H31ZM58 213H59V211H58ZM63 213H64V211H63ZM66 213H68V212H66ZM98 213V214H99ZM102 213H104V211L102 212ZM157 213V214H156ZM162 213V212H161ZM167 213H169V214H167ZM247 213V212H246ZM263 213V212H262ZM69 214H71L70 212H69ZM69 214H66V215H69ZM129 214V215H130ZM171 215H173V214H171ZM252 215V214H251ZM258 215V214H257ZM31 216V215H30ZM72 216V215H71ZM71 216H69V217H71ZM180 216H182V215H180ZM65 217V216H64ZM63 217V218H64ZM160 217V216H159ZM170 217H172V216H170ZM247 217V216H246ZM251 217V216H250ZM66 218V217H65ZM161 218L162 217H160V219L159 220H161ZM180 218V217H179ZM178 218V219H179ZM182 218V217H181ZM184 218V217H183ZM188 218H189V216H188ZM92 219V218H91ZM100 219V218H99ZM104 219V218H103ZM102 219V220H103ZM142 219V218H141ZM177 219V218H176ZM178 219L176 220V221H174L175 219H173V222H175V223H178ZM186 219H187V217H186ZM245 219V218H244ZM248 219H251L252 220V218H246L245 220L248 222V221H251V220H248ZM21 220V219H20ZM65 220H68V218H66ZM109 220V219H108ZM114 220V219H113ZM127 220V219H126ZM185 220V219H184ZM244 220V221H245ZM254 220H256V219H254ZM253 220V221H254ZM3 221V222H2ZM69 221H72V219L70 220L69 219ZM89 221H92V220H89ZM97 221H99V220H97ZM115 221H116V219H115ZM167 221H170V220H168L167 219ZM188 221V220H187ZM111 222H112V220H111ZM110 221H109V225H110V223H111ZM118 222V221H117ZM116 222V223H117ZM164 222V221H163ZM191 222H193V220L191 221ZM233 222H235V221H233ZM233 222H231V223H233ZM237 222V221H236ZM255 222V221H254ZM258 222V221H257ZM256 222V223H257ZM260 222V221H259ZM5 223V224H4ZM69 223H71V222H68V223H66V224H69ZM94 223V222H93ZM92 223V224H93ZM102 222H101V219H100V221L98 222V224L100 225ZM104 223V222H103ZM119 223H121V222H119ZM119 223H117V224H119ZM141 223V222H140ZM158 223V222H157ZM166 223V222H165ZM169 223H172V222H169ZM175 223H172V224H175ZM181 223V222H180ZM182 223H183V221H182ZM208 223V222H207ZM231 223H230V225H231ZM241 223H242V221H241ZM261 223V225H262V223L263 222H260ZM259 223V224H260ZM25 224V225H24ZM65 224V223H64ZM72 224V223H71ZM98 224H95V225H97V227L99 226ZM105 224H107L108 225V223L106 222ZM116 224V225H117ZM123 223H121V225H122ZM130 224V223H129ZM159 224V223H158ZM162 224V223H161ZM212 224V223H211ZM210 224V225H211ZM239 224V223H238ZM237 224V225H238ZM242 224H244V222L242 223ZM247 224V223H246ZM249 224V223H248ZM248 224L247 225H239L240 227L238 228V226H237V229H238V231H239V234H238V236L240 235V236H243V237H247L248 239L249 238H252L250 241H252L253 239H258V241L260 240V242L262 243V244H260V245H263L264 246V227H252V229H250L251 227H248ZM255 224V223H254ZM259 224L257 223L256 225H254V226H259ZM95 225H92V226H95ZM108 225V226H109ZM115 225V223L113 222V226L111 225L109 228H108V226H106V227H98L99 228V230H101L102 232H103V236H105V233H110V232H114V233H112L113 234V236H114V234H116V232L115 231H118V229H119V226L117 227V226H114ZM128 225V224H127ZM126 225V223H125V226H127ZM137 226L138 225V223L136 224H133V223H131V225L130 226ZM152 225H154V224H152ZM179 225H181L182 226V224H179ZM196 225H198V224H196ZM209 225V226H210ZM216 225V224H215ZM220 225V224H219ZM228 225V224H227ZM250 225V224H249ZM45 226V225H44ZM86 226L87 225H85L84 227L86 228ZM102 226H103V224H102ZM130 226H128V228L130 229L131 227ZM134 226H133V228H131L132 230H134ZM141 226V225H140ZM140 226H138V227H140ZM155 226V225H154ZM173 226V225H172ZM172 226L170 227L171 229H172ZM174 226H176V224L174 225ZM178 226V225H177ZM235 226V225H234ZM234 226H232V227H234ZM263 226V225H262ZM42 227V226H41ZM83 227V228H84ZM88 227H91V226H88ZM96 227V226H95ZM95 227H93V229L92 228H89V230L90 229H92L93 231L96 229ZM142 227V226H141ZM146 227H149V226H146ZM146 227H144V228H146ZM153 227V226H152ZM157 227V226H156ZM156 227L155 228H150V229H152L151 230V232L153 231V229H155V231H156ZM163 226H161L160 228H162ZM168 227V226H167ZM38 228H39V226H38ZM45 228H46V226H45ZM122 228H124V227H122ZM127 227H125L124 229H126ZM136 228V227H135ZM44 229V228H43ZM131 229H130V231H131ZM140 229V228H139ZM157 229H159V227H157ZM236 227H235V229L233 230V232H235V234H236ZM74 230V231H73ZM84 230H86V229H84ZM92 230H90L91 232H92ZM98 230V233H100V231ZM120 230V229H119ZM90 231H89V234H90ZM127 231H129L128 229H127ZM129 231V232H130ZM154 231V232H155ZM50 232V231H49ZM86 233H87V230L85 231ZM96 232H97V230H96ZM101 232V233H102ZM118 232H120V231H118ZM117 232V233H118ZM132 232V231H131ZM85 233V234H86ZM91 234H93L94 235V232L93 233H91ZM97 234V233H96ZM95 234V235H96ZM153 234L154 233H152V237H154L153 236ZM98 236L100 235V234H97ZM109 235H111V234H108V236ZM89 236H91V235H89ZM107 236V235H106ZM112 236V235H111ZM237 236V235H236ZM239 236V237H240ZM96 239H97V237L96 236H94ZM93 237V238H94ZM100 237H101V235H100ZM110 237V236H109ZM3 238V239H2ZM60 238H62V239H60ZM105 238V237H104ZM236 238V237H235ZM238 238V237H237ZM236 238V239H237ZM241 238V237H240ZM95 239V240H96ZM99 239V238H98ZM198 239V238H197ZM239 239V238H238ZM254 240L255 242L257 241V240ZM32 240H31V242H32ZM41 240V241H42ZM186 240H188V238H186ZM244 240V239H243ZM245 240H247V239H245ZM34 241V240H33ZM45 241H43L42 243H44L45 244ZM51 241V240H50ZM53 241V240H52ZM247 241H249V240H247ZM1 242V241H0ZM9 242V241H8ZM12 242H10V244L12 243ZM22 242H21V244H22ZM39 242V241H38ZM47 242H49V240L48 241H46V243ZM70 242H68V244L70 243ZM71 242V243H72ZM189 242L190 243H192L191 242V240H189ZM14 243V242H13ZM17 243H19V242H17ZM16 243V244H17ZM41 243V242H40ZM50 243V242H49ZM52 243H54V242H51V244ZM67 242H65V244H66ZM189 243V244H190ZM259 243V242H258ZM3 244V243H2ZM15 244V243H14ZM13 244V245H14ZM31 244H33V242L31 243ZM56 244V243H55ZM188 244V243H187ZM186 244V245H187ZM200 244V243H199ZM201 244H202V242H201ZM205 244V243H204ZM256 244H257V242H256ZM23 245V244H22ZM25 245V244H24ZM33 245H36V244H33ZM47 246H49L48 244H46ZM45 245V246H46ZM53 245V244H52ZM118 245V244H117ZM159 245V244H158ZM185 245V246H186ZM258 246H259V244H257ZM27 246H29L28 244H27ZM189 246V245H188ZM191 246V245H190ZM202 246V245H201ZM120 247H122V246H120ZM196 247V246H195ZM198 247V246H197ZM204 246H202V248L201 249H205V248H203ZM259 247H261V246H259ZM116 248V247H115ZM124 248V247H123ZM126 248V247H125ZM185 248V247H184ZM189 248V247H188ZM193 248V247H192ZM199 248V247H198ZM217 248H219V247H217ZM217 248L215 247L214 248V252L217 250ZM119 250H124V249H120V248H118ZM190 249V248H189ZM216 249V250H215ZM222 249H224V248H222ZM222 249H220V250H222ZM116 250H117V248H116ZM115 250V251H116ZM157 250L158 249H156V252H157ZM164 250V249H163ZM161 251L160 250V252H164V251ZM172 250V249H171ZM174 250V249H173ZM178 250V249H177ZM177 250L175 249V253L177 252ZM184 250V249H183ZM182 250V251H183ZM191 251L190 252H192V249H190ZM196 250H197V248H196ZM199 250V249H198ZM207 250V249H206ZM220 250H218L219 252L218 253H220ZM262 249H260L259 251H261ZM115 251H113V252H115ZM121 251H120V253L119 254H122L123 252L125 253V251L126 252H128L127 251V249L126 250H124V251H122V253H121ZM166 252L168 251V249L167 250H165ZM179 251V250H178ZM189 251V250H188ZM205 251V250H204ZM209 250H207L206 252H208ZM211 251V250H210ZM213 251V250H212ZM224 251H226V254H227V250H225L224 249ZM223 250H222V254H223V252H224ZM263 251V250H262ZM113 252H112V254H113ZM118 252L119 251H117V253L116 254H118ZM154 252V251H153ZM153 252H151V253H153ZM170 252V249H169V251H168V253ZM172 252V251H171ZM170 252V253H171ZM185 252V251H184ZM187 252V251H186ZM194 252V251H193ZM196 252V251H195ZM194 252V253H195ZM201 252V251H200ZM203 252V251H202ZM228 252H229V250H228ZM231 252V251H230ZM264 252V251H263ZM130 253V252H129ZM167 253V254H168ZM174 253V252H173ZM180 253V252H179ZM179 253L177 252V254L179 255ZM198 253H199V251H198ZM233 253V252H232ZM241 253V252H240ZM239 253V255L238 256H240L241 254ZM115 254V253H114ZM118 254V255H119ZM126 255H128L127 253H125ZM135 254V253H134ZM153 254H155V252L153 253ZM160 254H164V253H159V255ZM167 254H165V256L167 255ZM184 254L185 253H183V255H181V257L180 258H182V256L184 257ZM187 254V253H186ZM201 254V253H200ZM203 254V253H202ZM205 254V253H204ZM207 254H209L210 255V253H207ZM226 254H223V255H226ZM264 254V253H263ZM124 255V254H123ZM157 255H158V252H157ZM157 255H155L156 257H158ZM170 255L171 254H168V258H170ZM188 255V254H187ZM186 255V256H187ZM193 254H191V256H192ZM196 255V253L193 255V256H195ZM207 256L206 254H205V256H206V258L207 257H210V256ZM214 256L215 255H217L216 256V258L217 257H220V256H218V254L216 253V254H213ZM223 255H221L222 257H223ZM228 255H230V254H228ZM228 255H226L227 257H228ZM233 255H235V254H232V256ZM243 255V254H242ZM242 255H241V258H243L242 257ZM247 254L245 253L243 256H246ZM128 256H130V255H128ZM153 256V255H152ZM152 256H150L151 257V259H152ZM164 256V257H165ZM173 256H174V254H173ZM189 257H190V254L188 255ZM200 256V255H199ZM202 257H203V255H201ZM200 256V257H201ZM204 256V257H205ZM212 256V255H211ZM155 257V259H157ZM162 257V256H161ZM163 257V259H166V258H164ZM175 257V256H174ZM177 257V256H176ZM189 257H187L188 258V260H185V261H190V259H189ZM199 257V259H203V260H205L204 258H200ZM222 257L220 258V259H218L219 261L220 260H222ZM236 257L237 256H233L232 258H235L236 259ZM249 258H250V256H248ZM127 258V257H126ZM128 258H130V257H128ZM137 258H140V257H137ZM142 258V257H141ZM153 258H154V256H153ZM159 258V257H158ZM186 258V259H187ZM191 258V257H190ZM212 258H214V257H212ZM228 258H231V256L230 257H228ZM240 257H238V259H239ZM240 258V260H238V261H241V260H244V259H241ZM245 258V257H244ZM247 258V257H246ZM163 259H162V261H160L161 263L163 262ZM175 259V258H174ZM185 258H182V260H184ZM208 259V258H207ZM206 259V260H207ZM224 259V258H223ZM138 260V259H137ZM171 260V259H170ZM170 260H168V261H170ZM176 260V259H175ZM174 260V261H175ZM178 260V259H177ZM179 260H181V259H179ZM182 260L179 262V263H177L176 262V264H183V263H185V261L184 262H182ZM193 260V259H192ZM202 260V261H203ZM210 260V259H209ZM209 260H207V261H209ZM227 260V259H226ZM250 261H252L251 259H249ZM72 262H73V260H71ZM104 261H106V260H104ZM136 261V260H135ZM140 261V260H139ZM142 261V260H141ZM152 261V260H151ZM150 261V262H151ZM155 261L156 260H154V262H153V264L155 263ZM167 260L165 261V262H168ZM173 261V262H174ZM198 261V260H197ZM206 261V262H207ZM212 261V260H211ZM210 261V262H211ZM213 261H214V259H213ZM227 261H229V260H227ZM71 262V263H72ZM87 262V264H90V263H88V261H86ZM182 262V263H181ZM200 262V261H199ZM209 262V264H211ZM215 262V261H214ZM233 262V261H232ZM237 262V261H236ZM249 262V261H248ZM70 263V262H69ZM142 263V262H141ZM147 263H149V259H148V262ZM157 263H159V262H157ZM164 263V262H163ZM170 264H172L171 263V261L169 262ZM188 264H191L192 263V261H190V262H187ZM186 263V264H187ZM193 263H195V262H193ZM201 263V262H200ZM230 263H231V261H230ZM251 263V262H250ZM74 264H76V262L74 263ZM84 264H86V263H84ZM140 264V263H139ZM150 264V263H149ZM152 264V263H151ZM156 264V263H155ZM160 264V263H159ZM174 264V263H173ZM196 264V263H195ZM217 264V263H216ZM220 264H221V261H220ZM229 264V263H228ZM233 264V263H232ZM236 264H239V263H236ZM247 264V263H246Z\"/></svg>","mask_w":264,"mask_h":264},{"label":"crops","instance_id":"3","mask_svg":"<svg viewBox=\"0 0 264 264\" xmlns=\"http://www.w3.org/2000/svg\"><path fill=\"white\" fill-rule=\"evenodd\" d=\"M155 10L163 12L162 17L203 18L208 23L200 25L224 29L218 27L216 33L200 27L191 37L189 52L177 62L183 80L204 83L197 76L202 54L229 48L231 55L219 53L211 60L215 62L209 73L211 87L251 86L260 80L256 72L264 65V0H0V136L11 135L21 112L35 115L46 110L50 114L40 125L65 134L63 126L76 127L80 115L86 119L90 114L89 100L95 89L103 105L112 103L107 69L111 61L104 59L106 64L98 70L92 67L94 56L102 60L93 49L96 39L108 25H124L127 20L156 29ZM212 10L214 18L206 21ZM109 14L118 18H108ZM167 25L171 33L180 34L181 24ZM251 70L255 72L250 74Z\"/></svg>","mask_w":264,"mask_h":264}]
</instances>
